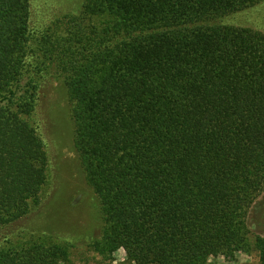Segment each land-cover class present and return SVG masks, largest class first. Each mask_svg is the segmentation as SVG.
Masks as SVG:
<instances>
[{"label":"trees","instance_id":"1","mask_svg":"<svg viewBox=\"0 0 264 264\" xmlns=\"http://www.w3.org/2000/svg\"><path fill=\"white\" fill-rule=\"evenodd\" d=\"M31 2L0 0V226L48 182L33 121L46 73L69 96L102 226L10 242L0 264H75L82 247L84 264L120 249L128 264H264L246 220L264 193V30L226 19L264 0H83L45 25Z\"/></svg>","mask_w":264,"mask_h":264},{"label":"rangeland","instance_id":"2","mask_svg":"<svg viewBox=\"0 0 264 264\" xmlns=\"http://www.w3.org/2000/svg\"><path fill=\"white\" fill-rule=\"evenodd\" d=\"M31 3L32 21L37 25H45L53 20L55 23L63 13H76L83 0H32ZM226 19L264 30V2ZM62 82L61 76L54 73L45 74L34 114V125L45 142L49 156L48 182L41 201L26 216L9 225L0 226V247L10 242L26 241L40 234L51 235L56 240L69 239L79 235L81 231L94 229L93 234L97 235L99 227L102 226V221H99V215L95 212L97 195L87 180L73 141L70 100ZM246 220L251 234L264 236V193L249 209ZM48 222H53L54 226ZM30 233L35 236H29ZM72 250L71 259L75 264H84L86 257L91 256L90 252L85 253L83 247L80 250ZM92 257L88 264L111 262L100 254L93 253ZM113 258L112 264H128L123 249L116 251ZM209 264L260 262L255 252H239L232 261L218 258L211 260Z\"/></svg>","mask_w":264,"mask_h":264}]
</instances>
